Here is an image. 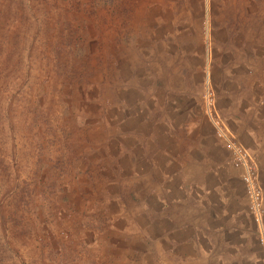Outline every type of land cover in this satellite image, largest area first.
I'll return each mask as SVG.
<instances>
[{
	"label": "rangeland",
	"instance_id": "rangeland-1",
	"mask_svg": "<svg viewBox=\"0 0 264 264\" xmlns=\"http://www.w3.org/2000/svg\"><path fill=\"white\" fill-rule=\"evenodd\" d=\"M0 264H264V0H0Z\"/></svg>",
	"mask_w": 264,
	"mask_h": 264
},
{
	"label": "built area",
	"instance_id": "built-area-1",
	"mask_svg": "<svg viewBox=\"0 0 264 264\" xmlns=\"http://www.w3.org/2000/svg\"><path fill=\"white\" fill-rule=\"evenodd\" d=\"M216 136L223 141L225 148L231 154L233 165L241 168V180L245 186L246 194L249 197L250 207L252 210H257L258 206H260L259 190L254 181L255 173L247 160L245 151L239 144L230 140L225 132L217 125Z\"/></svg>",
	"mask_w": 264,
	"mask_h": 264
},
{
	"label": "crops",
	"instance_id": "crops-1",
	"mask_svg": "<svg viewBox=\"0 0 264 264\" xmlns=\"http://www.w3.org/2000/svg\"><path fill=\"white\" fill-rule=\"evenodd\" d=\"M214 216V214H212Z\"/></svg>",
	"mask_w": 264,
	"mask_h": 264
}]
</instances>
